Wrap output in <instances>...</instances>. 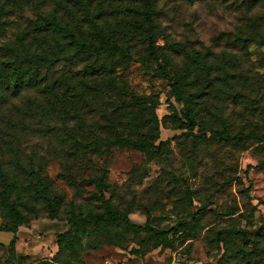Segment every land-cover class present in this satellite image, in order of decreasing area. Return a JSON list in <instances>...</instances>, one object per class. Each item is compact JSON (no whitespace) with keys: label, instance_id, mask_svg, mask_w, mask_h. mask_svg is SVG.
Here are the masks:
<instances>
[{"label":"rangeland","instance_id":"374dc122","mask_svg":"<svg viewBox=\"0 0 264 264\" xmlns=\"http://www.w3.org/2000/svg\"><path fill=\"white\" fill-rule=\"evenodd\" d=\"M58 1L0 0L8 2V11L0 13V44L16 43L26 30L25 45L42 54L33 31ZM153 13L167 58L150 57L138 38L130 44L127 62L70 51L53 70L113 65L117 83L129 96H141L152 107L146 112L154 122L147 129L160 149L116 145L96 158L68 151L59 138L28 136L17 122L0 125V264H264V146L255 140L187 135L188 129L179 127L185 122L183 105L162 73L166 69L187 78L184 94L196 100L204 130L264 138V0H154ZM98 101V111L86 116L89 125L104 119L108 98ZM11 127L12 146L21 145L27 170L41 168L50 183L56 217L36 196V188H42L38 180L11 164L3 143ZM95 133L114 138L100 128ZM63 162L70 182L60 176ZM4 172L15 184L8 205L2 196ZM97 178L104 189L94 182ZM104 199L133 223L158 230L202 213L195 229L174 236L167 248L158 245L157 236L123 222L69 228L72 216L103 214ZM14 226L18 237L11 243L13 234L6 230Z\"/></svg>","mask_w":264,"mask_h":264},{"label":"trees","instance_id":"16d2710c","mask_svg":"<svg viewBox=\"0 0 264 264\" xmlns=\"http://www.w3.org/2000/svg\"><path fill=\"white\" fill-rule=\"evenodd\" d=\"M7 5L8 2L0 3L1 14L8 11ZM153 6L154 0H61L55 4L46 22L33 31L35 39L39 40L38 46L42 54L25 45L26 30L17 35L16 43L0 44V125L17 122L20 132L28 136L43 134L45 137L59 138L68 151H87L96 158L107 154L116 145L132 146L144 151L159 150L160 145H155V137L150 138V130L147 129L154 122V118H150V113L146 112L152 107L141 96H129L127 88L117 83L113 65L101 62L75 72L53 70L64 61L70 51L82 57L108 59L119 56L117 61L127 62L132 58L130 44L138 38L146 42L150 57L156 61L167 58L159 43L160 34ZM128 17L131 18L126 20ZM37 35H43L44 39ZM194 59L198 61L197 58ZM117 61L115 59L113 63L117 64ZM162 73L173 88L176 101L183 105L181 111L185 122L179 127L187 128V135L199 140H255L264 146V138L257 134L233 135L204 130L199 122L201 109L194 97H185L184 94L187 78L175 76L166 69ZM199 79L203 82L205 77ZM102 95L108 98L104 119L101 123L89 125L86 116L98 111V100ZM43 124H46L45 128L35 126ZM99 128L103 132L110 131L114 138L96 134L95 131ZM11 129L12 127L5 131L3 139L9 149L8 154L12 156L11 164L16 166L17 171L23 170L38 180L42 188H36V196L46 202L51 215L56 217V202L49 191L50 183L45 180L41 168L36 170L32 165L31 170H27L21 145L12 146ZM84 131L89 134L86 136ZM250 168L249 166L247 172ZM66 170L68 165L63 162L60 176L68 181ZM6 173L1 174L5 188L2 196L8 205L9 195L15 184L8 182ZM94 182L104 189L102 178H97ZM104 206L106 209L103 214L70 217L69 228L123 222L129 229L145 230L152 236H157L158 245L167 248L171 247L174 236L193 231L202 213L199 210L190 221H181L168 230H158L148 224L133 223L128 215L116 210L109 200L104 199ZM6 231L14 234L11 240L14 243L18 237L17 226ZM42 264L54 263L44 260Z\"/></svg>","mask_w":264,"mask_h":264},{"label":"crops","instance_id":"0c3cea01","mask_svg":"<svg viewBox=\"0 0 264 264\" xmlns=\"http://www.w3.org/2000/svg\"><path fill=\"white\" fill-rule=\"evenodd\" d=\"M13 236H14V234H13ZM13 236L11 237V239L13 238Z\"/></svg>","mask_w":264,"mask_h":264}]
</instances>
